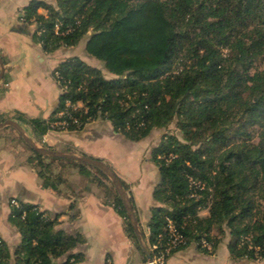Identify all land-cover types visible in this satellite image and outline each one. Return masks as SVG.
Returning a JSON list of instances; mask_svg holds the SVG:
<instances>
[{
    "label": "trees",
    "instance_id": "trees-1",
    "mask_svg": "<svg viewBox=\"0 0 264 264\" xmlns=\"http://www.w3.org/2000/svg\"><path fill=\"white\" fill-rule=\"evenodd\" d=\"M20 20L35 26L33 40L45 54L83 41L110 78L68 57L52 73L60 96L47 121L3 113L0 123L28 127L43 148L48 131H81L94 121L131 143L173 124L177 133L162 134L150 150L158 174L151 196L158 206L147 223L151 258L163 253L166 260L190 244L209 252L203 241L213 250L225 239L234 260L264 258V0L32 1ZM28 150L43 188L68 184L56 163L97 186L140 250L120 197L98 168ZM18 203L9 202L7 220L20 241L10 248L0 238V264L82 260L71 254L84 244L81 234L66 235L58 217ZM169 220L184 242L166 253Z\"/></svg>",
    "mask_w": 264,
    "mask_h": 264
},
{
    "label": "crops",
    "instance_id": "crops-1",
    "mask_svg": "<svg viewBox=\"0 0 264 264\" xmlns=\"http://www.w3.org/2000/svg\"><path fill=\"white\" fill-rule=\"evenodd\" d=\"M32 1L44 0H0V58L6 75V81L0 85V114L21 113L47 121L60 96V88L52 75L56 65L75 56L90 66L101 65L87 57L83 41L76 47L45 54L33 40L35 26L20 20L23 7ZM39 13L45 15L44 10L40 9ZM81 46L85 56L79 57L76 49ZM20 126L31 136L28 127ZM5 128L0 129V238L5 244L13 248L20 241V235L7 220L10 199H15L37 206L49 219L58 217L57 228L66 235L81 234L84 244L71 254L79 253L83 258L73 264H147L141 247V251L138 250L127 237L124 220L104 204L97 186L82 184V179L86 178L71 169L67 185L59 186L58 191L43 188L33 166L26 161L29 151L23 140H19L20 136L13 129ZM148 138L131 143L112 131L109 123L94 121L81 131H48L41 144L46 149L99 159L109 166L120 181L128 185L126 196L132 201L138 227L146 240L149 210L158 206L151 197L158 174L150 162V150L154 146L146 148L144 144ZM208 251L190 244L171 254L164 264H264V258L232 259L229 239ZM66 258L58 259L57 263Z\"/></svg>",
    "mask_w": 264,
    "mask_h": 264
},
{
    "label": "water",
    "instance_id": "water-1",
    "mask_svg": "<svg viewBox=\"0 0 264 264\" xmlns=\"http://www.w3.org/2000/svg\"><path fill=\"white\" fill-rule=\"evenodd\" d=\"M4 70L5 68L3 67V62L0 58V82L2 80V77L4 75ZM4 127H11L18 135L20 138L23 140L24 144L27 145L32 151L37 153L38 155H41L43 157H53V158H59V159H66V160H73L77 162L84 163L89 166H95L98 168L105 176L109 178L111 181L115 191L117 192L118 197H120L122 204L124 206L127 218L130 221V225L133 229L136 241H138V244L140 245L144 256L146 258L147 263L151 262V255H150V250L147 244V241L145 240V237L143 235V232L140 230L138 227V221L135 218L132 204L129 200V198L126 196V192L122 186V182L120 181L119 177L113 173L111 168L107 166L103 161L95 158H90L85 155L81 154H76V153H69V152H62L58 150H53V149H46L43 147H38L34 140L29 136L28 133H25L23 128L15 121L11 119H7L3 121V123H0V129Z\"/></svg>",
    "mask_w": 264,
    "mask_h": 264
},
{
    "label": "rangeland",
    "instance_id": "rangeland-1",
    "mask_svg": "<svg viewBox=\"0 0 264 264\" xmlns=\"http://www.w3.org/2000/svg\"><path fill=\"white\" fill-rule=\"evenodd\" d=\"M47 2V1H52L53 2V0H44L43 2ZM48 3V2H47ZM83 47L81 46V47H79L78 49H76V52H77V55L79 56V57H82V56H85L84 55V50L82 49ZM87 64V63H86ZM88 65V64H87ZM101 65V64H100ZM90 66V65H89ZM91 66H93V67H96V66H94V65H91ZM97 68H100L101 70H102V73H103V75H104V77L106 78V79H109L110 78V76L103 70V67H102V65L99 67H97ZM5 129H10V131L12 130V128H9V127H6ZM166 133H169V134H173V133H177V131L175 130V128H174V125L173 124H171L169 127H168V129H166V130H163V129H159V130H156V131H153L152 132V135L146 140V142L144 143L145 144V146H146V148H150V146H155V145H157V143L159 142V139H160V137L162 136V134H166ZM142 145V144H141ZM28 146L26 145V148H27ZM38 147H42V146H38ZM142 146H140V150H142V148H141ZM29 148V147H28ZM27 148V149H28ZM61 150H65V149H61ZM29 151V150H28ZM58 151H60V150H58ZM62 152H66V151H62ZM59 164V166H60V163H56V164H54L53 165V167H54V172H57V173H60V174H62V176L63 177H65L66 179H68L70 176V173H71V170H70V168H68V167H65L64 169H60V170H58L57 169V166L56 165H58ZM101 177V176H100ZM107 177V176H106ZM108 178V177H107ZM109 179V178H108ZM81 182H83L82 184H87V180H83L82 179V181ZM101 198H102V200L104 201V199L105 198H103V194L101 193ZM201 216H203L204 214L202 213V214H200Z\"/></svg>",
    "mask_w": 264,
    "mask_h": 264
},
{
    "label": "built area",
    "instance_id": "built-area-1",
    "mask_svg": "<svg viewBox=\"0 0 264 264\" xmlns=\"http://www.w3.org/2000/svg\"><path fill=\"white\" fill-rule=\"evenodd\" d=\"M67 105H68V103H67ZM58 116L59 117L63 116V113H61V112L58 113ZM53 125L54 126H62V127H64L65 126V122H55ZM192 185L197 187L198 189H202L203 188L202 185L197 184V183H195L193 181H192ZM10 204L12 206L17 207L19 203L15 199H10ZM167 234H168V240L167 241H169V242L167 243L166 253H168L171 248H175L178 245L183 244V242H184V240H182V237L176 231L173 223L170 220L168 221V224H167ZM202 245H203L204 248H207V249H209L211 247V245L208 242H204V241L202 242ZM155 248L156 247H154V249ZM164 261H165V259H164V255L162 253L161 255H158V256H156L154 258H151V262L147 263V264H164Z\"/></svg>",
    "mask_w": 264,
    "mask_h": 264
}]
</instances>
